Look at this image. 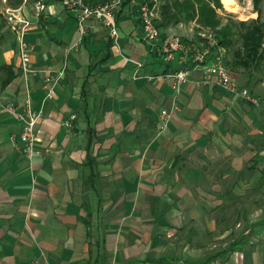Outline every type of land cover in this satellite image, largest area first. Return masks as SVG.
Segmentation results:
<instances>
[{
	"label": "crops",
	"instance_id": "0c3cea01",
	"mask_svg": "<svg viewBox=\"0 0 264 264\" xmlns=\"http://www.w3.org/2000/svg\"><path fill=\"white\" fill-rule=\"evenodd\" d=\"M36 1L0 0V264H264V109L200 69L176 94L180 62L149 51L136 0L117 41L97 18L82 28L61 1ZM7 8L31 21L29 93L44 104L33 159L9 139L21 123L4 105L21 110L28 91ZM195 22L161 29L192 39Z\"/></svg>",
	"mask_w": 264,
	"mask_h": 264
},
{
	"label": "built area",
	"instance_id": "2783aa9c",
	"mask_svg": "<svg viewBox=\"0 0 264 264\" xmlns=\"http://www.w3.org/2000/svg\"><path fill=\"white\" fill-rule=\"evenodd\" d=\"M45 1H36L38 10L44 8ZM61 3L65 8L76 13L82 28L86 19L97 18L108 28L110 36L117 41L119 37L117 18L122 0H62ZM14 11L11 8L6 9V13L9 15L8 19L12 21L13 28L17 32L18 53L21 58V68L27 82L28 93L21 110L18 109L15 101H7L4 106L21 123L20 131L10 134V141L13 144L21 143L23 153L29 159H33L44 152V149L39 145L38 129L39 120L44 113V104L35 109L29 93V79L34 70L31 65L30 46L25 39V30L31 21L26 17L18 16ZM138 18L141 24V36L149 51L157 54L164 63H171L174 60L180 62V67L167 74L173 80L172 87L176 94L181 92L185 84L192 78L193 70L200 69L203 72L200 79L201 83H211L229 92L233 97H243L254 102L258 107H262L259 99L247 87L238 82V75L228 64V48L220 43L215 30L199 27L195 31L196 40H186L177 34H164L157 22V0L139 2ZM82 32L84 33V30ZM137 64L142 66L141 62H137ZM62 74L63 70H59L44 77L45 96L43 103L54 96V91ZM262 108L264 109V106ZM161 114L162 126L165 128L170 119L171 111L162 109ZM64 125L70 126L71 119L64 120Z\"/></svg>",
	"mask_w": 264,
	"mask_h": 264
},
{
	"label": "trees",
	"instance_id": "16d2710c",
	"mask_svg": "<svg viewBox=\"0 0 264 264\" xmlns=\"http://www.w3.org/2000/svg\"><path fill=\"white\" fill-rule=\"evenodd\" d=\"M136 1L139 3L146 0ZM212 1L157 0V11L160 15L157 20L158 25L161 28L163 24L168 25L171 22L195 19L204 25L219 26L221 21L218 19L216 6L213 5ZM214 1L218 2L219 0ZM259 1L255 0L256 4H259ZM130 2L131 0H122L119 12ZM229 23L217 29V36L220 43L228 48L229 66L234 71H239L241 80L250 90L254 91L257 84L264 81V20H261L260 17L253 19L250 25H247L246 22H240L241 27L238 31L241 37L240 42L234 38L237 32L233 30L232 20Z\"/></svg>",
	"mask_w": 264,
	"mask_h": 264
},
{
	"label": "rangeland",
	"instance_id": "374dc122",
	"mask_svg": "<svg viewBox=\"0 0 264 264\" xmlns=\"http://www.w3.org/2000/svg\"><path fill=\"white\" fill-rule=\"evenodd\" d=\"M212 2H213V5L216 6V11L218 13V19L221 21V24L219 26H210V25L201 24L200 22L196 20L194 24L196 30L199 27H207V28L217 31V29H219L221 26L230 24L229 22L232 20V23L234 24L233 30L237 32L234 38H236V40L240 42L241 37H240V34L238 33L241 27L240 22H246L247 25H250L253 22V19L260 17L261 20H264V0H260L259 4L258 3L256 4L255 0H236V3L239 4L238 8L240 9L238 11H233V10L228 9L225 6L223 0H219L218 2L213 0ZM186 32L187 31H184V33L176 32L172 34H177L186 40H189L191 39L192 36H194V33L193 35H190V34H187L188 32L187 33ZM193 38L194 39H191V40H196L197 39L196 35ZM255 91L259 95L264 94V81L259 82L257 84Z\"/></svg>",
	"mask_w": 264,
	"mask_h": 264
},
{
	"label": "bare ground",
	"instance_id": "6f19581e",
	"mask_svg": "<svg viewBox=\"0 0 264 264\" xmlns=\"http://www.w3.org/2000/svg\"><path fill=\"white\" fill-rule=\"evenodd\" d=\"M223 1H224L225 6H226L228 9L233 10V11H238V10H240V9L238 8V5H239V4L236 3V0H223Z\"/></svg>",
	"mask_w": 264,
	"mask_h": 264
}]
</instances>
